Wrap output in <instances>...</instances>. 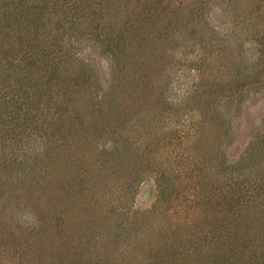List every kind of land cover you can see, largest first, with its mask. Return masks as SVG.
I'll return each mask as SVG.
<instances>
[{"label":"rangeland","instance_id":"374dc122","mask_svg":"<svg viewBox=\"0 0 264 264\" xmlns=\"http://www.w3.org/2000/svg\"><path fill=\"white\" fill-rule=\"evenodd\" d=\"M14 61L33 72L0 81V264L264 253V0H0Z\"/></svg>","mask_w":264,"mask_h":264},{"label":"trees","instance_id":"16d2710c","mask_svg":"<svg viewBox=\"0 0 264 264\" xmlns=\"http://www.w3.org/2000/svg\"><path fill=\"white\" fill-rule=\"evenodd\" d=\"M151 26L152 25H149V27H151ZM123 43H118V44H120V46H122ZM112 47L115 50L118 49L117 43L114 44ZM23 61L18 62V63L16 62V64H15V61L13 63H9V64H8V62H5L4 65L3 64L0 65V81H2L5 76L10 75V74H14L16 76H21L20 78H17L18 82L20 83V84L17 85V87H18L17 91H19V92H21L20 91V87H22L25 84V82L28 83V84H31V82H32V80H31V77H32L31 75H32V72H33V70H31L32 63L30 61H28V62L25 61L26 63L23 64V66H21V64H22ZM124 98L125 97H123V99ZM123 99L122 100L121 99H117V102L123 101ZM2 109H3V111H5V110H7L9 108H8V106H5V107H2ZM24 123L26 125V123H28V121L25 119L24 120ZM196 125H198V123H194L193 128L190 125V127L192 129V132L189 133V134H187L188 135V140L190 139L191 141H195V142L200 138V135H199L200 127H197ZM77 159L78 158L76 156H74L73 157V162L74 161L77 162V161H80L81 160V158L79 160H77ZM255 208H257V205L255 206ZM252 213H253V210L251 209L250 210V215ZM217 227H219V226L217 225ZM256 237L258 239H261V235L259 233L256 234ZM251 238H255V232L251 235ZM237 249H238V253H245V250H246V248L242 244H239V243H238V248L231 247L230 250L232 251V253H234ZM246 252H247V250H246ZM254 252H257V251L254 250ZM254 252H251V253H254ZM257 256H258V258L256 256H254V255H251L248 258L247 263L248 264H264V253L263 254L260 253ZM56 258L61 259V261H60L59 264H66L68 262V252L65 251V250H62V254L59 255V256H56ZM229 258H231V257L221 258V260H222V262L225 260V263L226 264H229ZM20 259H21V257H20ZM241 261H238V263L241 262ZM233 263L234 262H231L230 264H233ZM70 264H72V263H70ZM243 264H245V261H244Z\"/></svg>","mask_w":264,"mask_h":264}]
</instances>
